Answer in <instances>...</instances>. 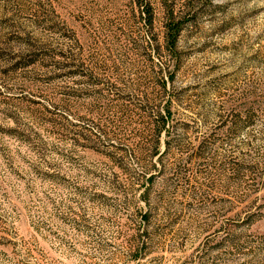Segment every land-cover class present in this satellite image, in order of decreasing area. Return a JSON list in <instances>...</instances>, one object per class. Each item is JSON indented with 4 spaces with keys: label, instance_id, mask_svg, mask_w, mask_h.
<instances>
[{
    "label": "rangeland",
    "instance_id": "rangeland-1",
    "mask_svg": "<svg viewBox=\"0 0 264 264\" xmlns=\"http://www.w3.org/2000/svg\"><path fill=\"white\" fill-rule=\"evenodd\" d=\"M150 1L0 0V264H264V0Z\"/></svg>",
    "mask_w": 264,
    "mask_h": 264
},
{
    "label": "trees",
    "instance_id": "trees-1",
    "mask_svg": "<svg viewBox=\"0 0 264 264\" xmlns=\"http://www.w3.org/2000/svg\"><path fill=\"white\" fill-rule=\"evenodd\" d=\"M167 2V0H164ZM139 8L141 9L142 13L144 14V18L150 28L153 26L154 21V11L153 6L150 0H135ZM167 4V3H166ZM166 12H167V21H166V40H167V46L170 50L171 55L176 54L178 50V38L183 28L184 23V17L181 14H177L174 11V8L172 7L171 3H168L166 5ZM64 65L68 64V61L63 63ZM174 73L170 72L169 78L172 79ZM166 81H163V87L166 89ZM172 104H173V98L169 97L167 98L164 106H163V112H159L158 114V120H156V131L158 134L165 131L166 133H169L168 128L166 127L167 122L172 118L173 116V110H172ZM155 154H160L158 152V149L155 148L154 150ZM155 174H152L148 178V180L152 181ZM263 183V181L261 182ZM146 219H148L149 215L145 216Z\"/></svg>",
    "mask_w": 264,
    "mask_h": 264
}]
</instances>
